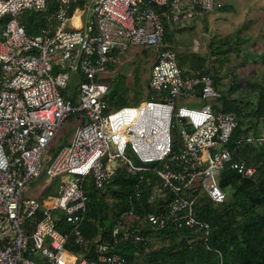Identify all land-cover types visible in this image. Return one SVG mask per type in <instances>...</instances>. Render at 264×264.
<instances>
[{"label": "built area", "instance_id": "obj_1", "mask_svg": "<svg viewBox=\"0 0 264 264\" xmlns=\"http://www.w3.org/2000/svg\"><path fill=\"white\" fill-rule=\"evenodd\" d=\"M48 1L0 0V264H129L115 245L144 237L128 225H115L112 243L99 244L93 258L67 248L70 236L77 245L86 244V177L101 188L117 167L135 178L136 193L146 190L140 187L145 172L156 177L153 190L162 198L161 209L145 218L153 235L185 229L193 233L186 239L190 247L205 243L210 225L196 215L198 195L215 203L225 199L216 178L219 168L254 175L257 166L237 157V148L242 140L261 143L264 133L233 138L234 113L209 103L176 105L178 95L219 99L225 90L215 87L211 75L183 73L165 41V22L193 20L221 3L84 0L88 19L70 27V10L80 0H55L46 24L27 33L22 14L47 11ZM128 45L151 48L155 60L147 85L157 96L109 109L110 93L100 77ZM74 114L79 118L70 140L45 167V148ZM42 175L47 185L62 176L56 190L43 200L24 196L25 185ZM60 221L70 226L69 233L57 228ZM28 222L35 223L31 231ZM206 248L215 253L211 264H224L220 250Z\"/></svg>", "mask_w": 264, "mask_h": 264}, {"label": "trees", "instance_id": "obj_2", "mask_svg": "<svg viewBox=\"0 0 264 264\" xmlns=\"http://www.w3.org/2000/svg\"><path fill=\"white\" fill-rule=\"evenodd\" d=\"M55 4V0H49L47 11L29 10L22 14L21 22L27 33H36L39 27L46 24V14L55 9ZM74 5L83 7L84 0L73 4L70 13ZM215 9L228 10L224 4ZM155 10L160 11L162 8L155 6ZM171 29H173L171 25L165 22V40L171 36ZM237 42L232 43L227 37L219 39V44L213 40L207 42L208 57L206 55L205 58H198L196 69L189 65V70H186L177 55L178 64L184 74L215 75L214 78L212 77L215 87L219 86L225 90L224 95L219 98L220 106L234 113L238 118L233 138L246 136L248 132L264 133L260 131V126L264 127V72L259 78L239 76L237 73L231 75L232 83L226 89L221 77L218 76L219 73L212 71L213 60L217 61L219 57L218 60L222 62L228 60V54L236 47ZM245 62L249 64L252 62L254 65L257 63L254 57L252 60L245 59L243 63ZM231 72L233 74V71ZM238 89H242L245 95L230 97L229 93L235 94V90ZM127 92L126 87L115 86L108 95V108L126 105L123 101L129 100L126 97ZM146 96L154 98L157 92L147 85ZM72 100L75 103V99ZM78 118V115L74 114L65 121L73 122ZM63 133L64 131L62 135ZM66 143L68 141L64 144ZM235 145L237 144H229V146ZM236 156L247 164L256 165V173L250 177H242L235 170L225 167L219 177V186L222 190L231 189L230 196H225L222 202L215 203L204 194L198 195L196 215L210 225V235L205 243H194L190 247L186 239L193 233L185 229H163L153 235L145 218L148 213L161 209L162 198H159L153 190V186L157 183L156 177L150 172H145V180L140 187L146 190L136 193L135 178L117 167L101 188L94 186L90 176L86 177L84 182L86 213L82 226L86 244L79 246L70 236L67 248L77 254L93 258L96 256L99 244L112 243L114 239L112 229L115 225L121 224L130 226L144 237L142 241L136 243L115 245L114 250L124 256L129 264H211L215 262V253L206 246L220 250L224 264H264V141L259 143L242 140L238 144ZM146 178H150L148 185ZM130 206L133 207L131 211ZM34 224V222L27 223L29 231L33 229ZM57 228L61 232L69 233L70 230V226L62 221L57 224Z\"/></svg>", "mask_w": 264, "mask_h": 264}, {"label": "rangeland", "instance_id": "obj_3", "mask_svg": "<svg viewBox=\"0 0 264 264\" xmlns=\"http://www.w3.org/2000/svg\"><path fill=\"white\" fill-rule=\"evenodd\" d=\"M218 1L231 4L227 7L228 11L220 12V10L213 9L206 14L197 15L194 20L181 22L178 28L176 26L171 29V36L167 37L165 41L177 53L180 62L183 64L182 66L186 70H189V65L193 69L198 68L196 60L205 58L208 54L207 42L213 40L219 44V39L224 37H227L232 43L238 41L235 43L236 47L228 54V60L222 62L218 60L220 57L218 59L215 57L217 61L213 60L212 71L219 73L218 76L221 77V82L225 84L227 89L232 83L231 75H236L237 73L239 76L259 78L264 72V0H216V2ZM253 57L257 62L255 63L256 65L252 64V62L250 64L247 62L243 63L245 59L249 58L252 60ZM154 60L153 52L148 46L128 45L127 50L121 54L115 67L110 69L104 78L100 77V80L108 86V93L115 86L126 87L128 91L126 97L129 100L127 102L123 101V104H137L139 101L147 99L150 65ZM231 71H233V74H231ZM214 76L212 77L214 78ZM235 91V94L229 93L230 97H243L245 95L242 89ZM192 103L198 105L209 103L212 106H220V100L216 98L202 99L199 96L181 97L179 95L176 97L177 106H189ZM67 121L61 126L57 137L45 148L42 157L45 167L47 159L49 160L61 145L70 140L73 129L78 122L76 120L73 122ZM62 131H64L63 135ZM127 155L137 164L132 153L127 152ZM220 172L221 168L216 173L217 179ZM61 177L52 178L43 191L38 188L37 183L43 184L44 177L28 182L24 187L23 195L45 198L49 193L55 191ZM223 192L228 197L231 194V189H223Z\"/></svg>", "mask_w": 264, "mask_h": 264}, {"label": "crops", "instance_id": "obj_4", "mask_svg": "<svg viewBox=\"0 0 264 264\" xmlns=\"http://www.w3.org/2000/svg\"><path fill=\"white\" fill-rule=\"evenodd\" d=\"M219 3H221V4H224L226 7H228V5H231V4H229V3H224L223 1L222 2H220V1H218ZM75 6V5H74ZM228 9V8H227ZM216 10H218V9H216ZM219 11V10H218ZM228 11V10H227ZM220 12H223V11H220ZM71 15H70V27H80V26H83L84 25V23H85V21L88 19V17H89V11L86 9V8H84V6L83 7H80V6H78V5H76L74 8H73V11L70 13ZM76 16V17H75ZM196 17H197V15H196ZM195 17V18H196ZM199 17V16H198ZM194 18V19H195ZM193 19V20H194ZM179 24L180 23H178L177 25H175V26H171L172 28L174 27H176V28H178V26H179ZM73 90H71L70 88L67 90V92L70 94V92H72ZM61 128V127H60ZM60 130V129H59ZM65 130V129H64ZM260 131H264V127H261L260 126ZM259 131V132H260ZM59 132V131H58ZM73 133V132H72ZM42 177H43V175L41 176V177H38L37 179H39V178H41L42 179ZM36 179V180H37ZM59 183V182H58ZM38 184V188L40 189V190H42L43 191V189H46V186H47V181H46V179H45V177H44V179H43V184L42 183H37ZM58 187V184H57V186H56V188ZM56 188H55V190H56ZM50 194V193H49ZM48 194V195H49ZM37 197V196H36ZM40 200H43V199H45V198H42L41 199V197H38Z\"/></svg>", "mask_w": 264, "mask_h": 264}, {"label": "bare ground", "instance_id": "obj_5", "mask_svg": "<svg viewBox=\"0 0 264 264\" xmlns=\"http://www.w3.org/2000/svg\"><path fill=\"white\" fill-rule=\"evenodd\" d=\"M76 17V16H75Z\"/></svg>", "mask_w": 264, "mask_h": 264}]
</instances>
